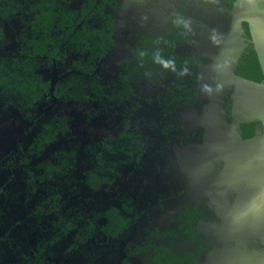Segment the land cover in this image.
<instances>
[{
	"label": "trees",
	"instance_id": "16d2710c",
	"mask_svg": "<svg viewBox=\"0 0 264 264\" xmlns=\"http://www.w3.org/2000/svg\"><path fill=\"white\" fill-rule=\"evenodd\" d=\"M15 1L17 9L23 8L19 3L21 0ZM216 1L223 11L219 18L220 22L218 21L215 26L208 25L207 28L204 26L206 19L210 20L212 17V7H205L208 17L207 14L204 16L199 14L198 18H193L181 4L169 23V31L136 29L133 40L128 45V55L121 60V63H125L124 68L116 77L102 79L94 74V70L97 62L115 45L117 22L114 13L109 9H117L120 1L33 0L24 10L20 27L16 32L14 41V46H17L16 52L10 56L0 54V98L6 105L19 109L34 106L37 97L49 93V81L36 71L40 66L52 67L54 63L64 65L63 74L70 71L57 82L54 94L63 95L78 105L90 102L89 99L112 104L129 99V110L139 113V103L130 99L136 92L138 81L143 78L145 85H151L152 88L164 85L165 89L155 96L154 108L144 107L143 114L137 113L128 117L117 135H110L101 143L96 158L100 161L98 169L103 168V171L101 170L98 176L94 172L87 173L86 180V183L95 189L103 182H100V179L106 175L105 169H111L115 173L118 159L127 160L124 157L133 159V155L137 157L141 146L147 142L156 139L165 144L168 142V136L174 135L187 144L199 143L203 130L185 129L180 119V111L195 104L198 99V63L201 57L213 56L219 65L224 64L227 73L264 83V74L251 40L248 24L244 21L238 23L239 30L236 33L241 39L238 54L222 62L229 41L228 31L236 0ZM7 9L9 8L4 7L2 10L7 13ZM3 36L1 31L0 46L5 45ZM166 60L175 62V70L164 66L163 61ZM184 69L187 71L181 75ZM229 102L230 98L226 105L228 112ZM65 121L66 118L56 116L50 123L41 125L35 137L39 147L43 143L56 141L58 129L65 126ZM142 126L149 129L151 134H145L139 128ZM241 129L243 136H250L254 132V124L243 123ZM169 132L172 133L167 135ZM184 152L180 153L182 159L186 162L191 161L190 165L194 164L195 168L198 164L208 161L210 164L213 163L212 158L207 159L202 153L185 155ZM44 170L52 176L51 174L58 171L59 167L48 163L44 164ZM52 181H55V178ZM43 184L45 185L43 189L50 194L58 190L57 182ZM49 196L51 198L46 199V205L48 211L56 213L55 223L59 226L49 242L58 243L65 238V249L91 246L90 239L95 229L109 238H117L138 216L135 211L128 215L113 205L106 207L100 214L104 217L103 222L97 221L94 214L85 219L75 218L73 212L70 216L68 213L62 216L58 210V198ZM232 200L229 204L234 206ZM44 205L42 203L40 206ZM127 211H130V208ZM199 212L198 203L188 204L179 209L175 216L178 221L176 231L162 230L156 225L146 228L140 239L128 242L120 264H133L132 257L139 258V264H205L213 245L207 243L204 237L196 232L194 217ZM245 219L248 220V217ZM254 228L259 232L263 227L255 225ZM171 234L179 235V248L168 240L160 239ZM43 264H49V261Z\"/></svg>",
	"mask_w": 264,
	"mask_h": 264
},
{
	"label": "rangeland",
	"instance_id": "374dc122",
	"mask_svg": "<svg viewBox=\"0 0 264 264\" xmlns=\"http://www.w3.org/2000/svg\"><path fill=\"white\" fill-rule=\"evenodd\" d=\"M119 1L120 6L117 9H109L114 13L117 22L115 45L97 62L95 68L96 73L102 79L114 76L118 72L122 58L128 55V45L131 44L136 29L169 31V23L181 4L185 6L188 15L193 18H198L199 14L203 16L207 14L208 17L205 7H212V17L210 20L207 18L204 23L206 28L208 25L215 26L218 21L220 22L219 18L223 11L216 0ZM235 3L228 31L229 41L222 58L223 63L234 58L241 45V39L236 33L239 30L238 20L245 13L244 8L236 6L239 2ZM20 24V14L12 15L2 22L0 26L3 29L5 45L0 46V51L6 45L10 46L8 41L13 42ZM217 61L213 56H204L199 60L198 102L180 111L187 125L196 123L197 116L200 117L209 109L212 102H216L219 97L227 93L228 82L224 78L228 77L229 73L226 72L224 64L219 65ZM210 68L213 70L212 73L223 78L225 87L221 81H217L215 85L211 83L209 85ZM40 71L47 78L50 77L52 81H55L57 74L64 72V65H58L52 70L41 68ZM146 93L149 94L148 89L144 94ZM52 104L53 102L50 101L40 102L36 113L29 119H22L15 114L7 118L9 121H3L0 117V264H43L46 261H49V264H119L129 241L140 239L145 229L152 225L176 231L177 211L192 203H198L200 207V212L194 217L197 233L214 246L206 257L205 264H263L261 260L263 256L258 254L259 248L254 245L243 246L241 243L245 240L244 237H240L244 228L240 232L238 222L249 215L241 216L243 213L236 211L235 207L229 204L233 199V191L230 188L224 189L225 192L220 190L221 184H218L215 178L218 168L217 160L204 151L203 145L190 146L188 150L198 151L207 159L212 158L213 165L208 161L200 164V167L196 169L198 171L192 167L188 169L186 161L180 155L183 151L186 152L187 148L184 147V150L183 147H177V157L172 164L179 169L176 180L174 182L162 181L158 184L157 175L153 173L154 166L158 167L160 163L166 166L168 159L172 157L170 147H168L170 141L173 144L180 142L174 135H169L170 132L167 134L169 135L168 142L165 144L156 140L146 143L148 154L146 155L147 160L144 158L146 161L143 163L135 166L132 160L123 162L122 178L118 179V183H114L111 189L105 190L101 187L95 189L89 186L85 180L81 179L82 172L86 168L81 164L73 171L76 180L70 181L64 189V207L70 210L76 208L83 215L99 210L110 203L121 206L125 195L130 197L135 207L142 213L123 234L114 239L97 234L93 240L90 239L91 246L87 248L65 249L64 242L48 243L46 231L50 225L49 220L45 217L38 228L34 226V219L29 214L38 195L36 192H30L25 186L18 159ZM121 114L122 109H117L114 119H119ZM84 120L85 116L74 114L73 128L68 135L48 144L35 157L36 160L53 157V152L65 144H74L82 156L85 155L84 147L90 141L91 124L89 121L85 124ZM211 173L212 176H210ZM163 177V173H160L158 178ZM181 186L183 187L180 189ZM252 217L258 220L255 224L264 228V215ZM245 233H250L249 229L245 230ZM165 239L176 247L179 246V235L171 234ZM134 264H139L138 258H134Z\"/></svg>",
	"mask_w": 264,
	"mask_h": 264
},
{
	"label": "flooded vegetation",
	"instance_id": "af4514ba",
	"mask_svg": "<svg viewBox=\"0 0 264 264\" xmlns=\"http://www.w3.org/2000/svg\"><path fill=\"white\" fill-rule=\"evenodd\" d=\"M32 1L33 0H21L19 3L22 4L23 8L17 9V7H15V3H17V2L15 0H0V25L2 24V22L4 20H6L7 18L11 17L12 15H16V14H20V20H21L22 16L24 15V10L28 6V3L32 2ZM4 7L9 8L6 10L7 13H4L5 11L2 10ZM1 31L3 33V29H1V26H0V32ZM15 36H16V34L14 35V40H12L13 42L8 41V44H10V46L6 45L2 49V51H0V54L10 56V55H13L14 52H16L17 46H14ZM11 43L13 45H11ZM57 66L58 65L56 63H54L52 65V67H47L44 65L38 67L36 72L39 75H41L44 79L49 81V93L44 94L43 96L37 97V99L34 100V106L30 107L29 109H19L15 106H12V105L8 106L5 103H3V100L0 98V101L2 103L0 105V117H2L3 121H9V119H7V118H9V116H12V114L20 116L22 119L32 118L33 115L36 113V108L40 102H44V101L45 102H47V101L53 102V104L50 107L45 118L42 117L38 130L36 131V133L34 134L32 139L30 140V142L23 148V150L20 154V157L18 159V162H19L20 167L22 169V175H23V180L25 182V186L27 187V189L30 192H32V193L36 192L38 195V199H37L36 203L34 204V206L32 207L30 214H29L34 219V226L36 228H38L40 226L41 221L45 217H46V219L49 220L50 225L47 229L48 231H46L47 232L46 237H47L48 243H50L49 239L52 237V235H54L55 230L59 229V226H56V223H55L56 219H57L56 213L53 211H48V206L46 205V199L51 198V196H49V195H52L53 197L58 198V210L62 216L67 214V213L70 216L71 212H73L74 213L73 216L75 218H79V219L84 218L85 219L88 216L94 214V215H96L97 221H100V222L104 221V217L101 216L100 214L104 211V209L106 207L111 206L113 204L110 203V204L104 206L103 208H101L99 210H95V211H92L86 215H83L79 211H77L76 208H74L75 210H70L69 208L64 207V200H63L64 189L67 188L70 181L76 180V178H75L76 176L74 175L73 171L80 164L86 166L85 170H83V172H82V177L80 176L81 179L85 180V181L88 179L87 173L94 172L98 176L100 171L101 170L103 171V168L98 169L99 168L98 164L100 161H98L96 158L97 154L99 153V151L101 149L100 148L101 143L105 139H107L110 135L111 136L117 135L118 132L120 130H122L124 122L127 121L128 117L138 113V112L135 113L134 111L129 110V105H130L129 99H126L125 101H122V102H119L116 104H112L111 102L98 103L96 100L92 101L91 99H89L90 102H88V103L83 102V103H81V105H78L75 102H73L69 99H66L63 95L62 96L55 95L54 94L55 85L62 78V76L67 75L68 73H70V71L65 72L66 74H63L64 72L63 73L59 72L57 74V78L54 81V86L52 88L51 87L52 79L50 77L47 78L45 75H43L41 73L40 70H41V68H46V69L52 70L54 68L56 69ZM124 66H125V63H121L120 69L118 70V72L114 76H111V77H116L117 74L124 68ZM198 69H199V63H198ZM64 71H65V69H64ZM94 74L97 77L99 76L95 70H94ZM111 77H108V78H111ZM103 79H107V78H103ZM150 86H146L145 80L142 78L137 83L135 94L132 95L130 98L132 101H134V102L137 101L139 103L140 108L138 109V111H139L138 114H140V113L143 114L145 112L144 107H148V108L153 107L154 108L155 107V101H156L155 96L157 95V93L162 91L164 88V85H162V86L160 85V87H156V88H152ZM146 89H148L149 94L146 93V95H145L144 93L146 92ZM197 102H198V99H197L195 104H197ZM195 104H192V105H195ZM192 105H190V106H192ZM190 106H187V107H190ZM117 109H122V114L120 115L119 119L115 120L114 114H115ZM74 114L85 116V120L83 122L85 124H88V121H89V124H91V126H90V133L91 134L89 136L90 141L84 147L85 155L82 156V154L79 152V150L75 147L74 144L73 145H66L65 144L53 152V157L36 160L35 157L38 156L42 152V150H44L46 148V146L48 144L52 143V142L43 143L39 147V145L35 142V137L37 136V133L40 131L41 125L44 126L46 123H48V122L50 123L51 119L53 117H56V116L66 118L65 126H61L58 129V139L56 140V141H58L64 137H66L68 135V133L72 130V128H73L72 118H73ZM17 116H14V117H17ZM180 119H181V122H182L183 127L185 129H202L203 130L202 136H201L202 137L201 142L187 144V143H184L183 141L179 140L180 142L178 144L177 143L173 144V142L170 141V143H169L170 145L168 147H170L172 157L168 159L169 162L166 163V166H162L161 163H160V165H158V167L153 165L154 166L153 173H155V175H157L158 184H159V182H162V181L174 182L176 180V177L179 174V169L176 166H172V164L174 163L173 160H176V157H177V147H183V148L186 147L187 150L185 152V155H187V153H189V152L191 154L192 153H199L198 151L195 152L192 149L188 150V147L196 146L197 144L203 145L204 133H205L204 126L201 124L200 126L189 127L187 125L186 120L184 118H182L181 115H180ZM190 125H192V124H190ZM139 128H141V130L145 134H147V135L151 134V131H149V129H147L145 126H142ZM147 149L148 148H147L146 144H143L141 146V151L139 152L137 157H135V155H133V159H129L128 157H124V158H126L127 160H132L134 162L135 166L139 165V164H141L147 160V158H146V155L148 154L146 152ZM184 150H185V148H184ZM203 153H205V152H203ZM110 157H112V156L110 155ZM188 157H190V156H188ZM111 160H113V157ZM127 160H123V158L121 160L118 159L117 169H116L115 173H113V171L111 169L108 170V169L104 168L106 171L105 172L106 175L104 177L102 176V178L100 179V182L103 181L100 185L101 188H103L105 190L107 188L111 189V187L114 183H118V179L122 178V175H123V174L121 175V173H122L121 166L124 164L123 162H125ZM48 163L57 165L59 167L58 171H55L54 173L51 174L52 176L49 175L50 173H48L47 170H44V164L46 165ZM110 163H111V161H109V164ZM190 164H191V161L186 162V167L188 169L190 167H192L196 170L198 167H200L199 166L200 164H198L196 168L194 167V164H193V166ZM196 171H198V170H196ZM160 173H163V176H164L163 178H158V177H160ZM196 173L198 174V172H196ZM181 174H182V172H181ZM50 177H53L52 179L55 178V181H52V179ZM125 178H123V179H125ZM186 180L188 182V177ZM105 181H107V182H105ZM43 182L44 183L45 182H57L58 183V190L56 192L51 193V194L48 193L45 189H43V186L45 187ZM176 183H178V182H176ZM182 187L183 186H181L180 189ZM220 190L223 192L224 188H221ZM232 202L234 204V198H233ZM42 203L45 204L43 207L40 206ZM113 206H116V205H113ZM116 207H118L121 212L126 213L128 215L133 214V211L138 213V216L135 219H133L131 224L136 219H138L142 213V211L140 209L135 207V205L131 201V198L126 196V195H125V198L123 199V201L121 203V206H116ZM129 208H130V211H127V209H129ZM46 210L48 212H46ZM176 225H178V224H176ZM255 225L251 226V228L253 229L252 231H255L254 234L259 235L260 233L257 232L256 228H254ZM156 226H158V225H156ZM256 226H258V225H256ZM158 227L162 230L165 229V228H162L161 226H158ZM262 229H264V228H262ZM262 229L260 230V232L262 231ZM167 230H169V229H167ZM97 234L104 236L105 238H109V237L105 236L104 234H102L98 229H95L94 235L91 239L93 240V238ZM165 237H166V235H164L160 239L166 241ZM109 239H114V238H109ZM244 239H245V240H243L244 242L241 241L243 246H250V245H252V243H254V240H252V239H249V238H244ZM64 240H65V238L61 239V241H59L58 243L64 242ZM247 241H248V243H246ZM207 243H209V242L207 241ZM254 246L259 248L258 251H261L263 249L262 245L261 246L260 245L259 246L254 245ZM78 248H81V247H78ZM37 255H39V253ZM124 256H125V249H124V253H123V257ZM122 258H121V260H122ZM138 260H139V258H138ZM132 263L134 264V258L133 257H132ZM119 264H120V262H119Z\"/></svg>",
	"mask_w": 264,
	"mask_h": 264
},
{
	"label": "crops",
	"instance_id": "0c3cea01",
	"mask_svg": "<svg viewBox=\"0 0 264 264\" xmlns=\"http://www.w3.org/2000/svg\"><path fill=\"white\" fill-rule=\"evenodd\" d=\"M236 2H239L236 6L244 8L245 13L238 23L244 21L248 24L264 74V0ZM210 71L209 85L221 81L225 87L223 78L212 73V68ZM227 75L224 78L228 82L227 93L212 102L200 117L197 116L196 123L188 126H204L203 149L217 160L216 182L221 184L220 188L232 189L235 210L243 213L241 216L249 215L248 220L251 217L250 224L245 218L238 222L239 231L244 228L240 237L254 240L252 245L263 246L258 254L263 256L261 260L264 264V229L256 235L251 228L258 221L252 216L264 215V83ZM228 98L229 112L226 108ZM243 123L254 124L252 135H242ZM248 229L250 233L247 234L245 230Z\"/></svg>",
	"mask_w": 264,
	"mask_h": 264
},
{
	"label": "clouds",
	"instance_id": "9594fccd",
	"mask_svg": "<svg viewBox=\"0 0 264 264\" xmlns=\"http://www.w3.org/2000/svg\"><path fill=\"white\" fill-rule=\"evenodd\" d=\"M158 60H159V57H158ZM163 63H164V66H165V67H170V68H172L173 70H175V62H174V61H172V60H166V61H163ZM186 71H187V69H184V70L181 72V75H183L184 72H186Z\"/></svg>",
	"mask_w": 264,
	"mask_h": 264
},
{
	"label": "water",
	"instance_id": "95a60500",
	"mask_svg": "<svg viewBox=\"0 0 264 264\" xmlns=\"http://www.w3.org/2000/svg\"><path fill=\"white\" fill-rule=\"evenodd\" d=\"M53 86H54V81H52V85H51V87L53 88Z\"/></svg>",
	"mask_w": 264,
	"mask_h": 264
}]
</instances>
